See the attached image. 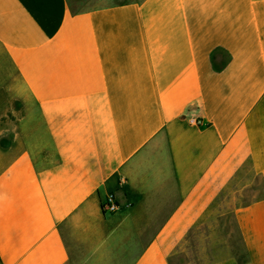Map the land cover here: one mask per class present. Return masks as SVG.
<instances>
[{"label": "crops", "instance_id": "crops-1", "mask_svg": "<svg viewBox=\"0 0 264 264\" xmlns=\"http://www.w3.org/2000/svg\"><path fill=\"white\" fill-rule=\"evenodd\" d=\"M189 245L264 264V0H0V264Z\"/></svg>", "mask_w": 264, "mask_h": 264}, {"label": "rangeland", "instance_id": "rangeland-1", "mask_svg": "<svg viewBox=\"0 0 264 264\" xmlns=\"http://www.w3.org/2000/svg\"><path fill=\"white\" fill-rule=\"evenodd\" d=\"M35 142V141H34ZM37 145V143H34ZM38 157V161L40 164L47 163L48 161H53L55 156L53 153L46 154V153H39L36 155ZM222 223L224 224V228L227 233L228 241L231 245H228L230 249L236 254H238V258H243V254L241 251V245H239L238 235L236 234L233 219L231 217H226L221 219ZM187 246V245H186ZM208 245H189L188 255L187 251L184 250L180 251L178 255H176V262L175 264H183L187 260H193L195 263L201 261L204 258L215 257L214 251H206ZM242 260V259H239Z\"/></svg>", "mask_w": 264, "mask_h": 264}, {"label": "built area", "instance_id": "built-area-1", "mask_svg": "<svg viewBox=\"0 0 264 264\" xmlns=\"http://www.w3.org/2000/svg\"><path fill=\"white\" fill-rule=\"evenodd\" d=\"M190 123L198 124L199 121L193 116H189L188 118ZM102 210L107 213H114L120 209V206L116 202L113 193H109L105 196L104 200L102 201Z\"/></svg>", "mask_w": 264, "mask_h": 264}]
</instances>
